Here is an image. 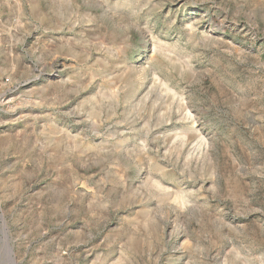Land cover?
I'll use <instances>...</instances> for the list:
<instances>
[{
	"label": "rangeland",
	"instance_id": "374dc122",
	"mask_svg": "<svg viewBox=\"0 0 264 264\" xmlns=\"http://www.w3.org/2000/svg\"><path fill=\"white\" fill-rule=\"evenodd\" d=\"M0 264H264V0H0Z\"/></svg>",
	"mask_w": 264,
	"mask_h": 264
}]
</instances>
